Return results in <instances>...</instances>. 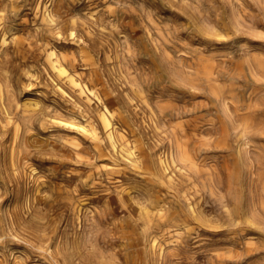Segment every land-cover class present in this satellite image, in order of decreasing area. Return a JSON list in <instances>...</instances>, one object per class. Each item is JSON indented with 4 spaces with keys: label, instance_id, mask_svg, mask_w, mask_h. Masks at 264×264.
<instances>
[{
    "label": "rangeland",
    "instance_id": "obj_1",
    "mask_svg": "<svg viewBox=\"0 0 264 264\" xmlns=\"http://www.w3.org/2000/svg\"><path fill=\"white\" fill-rule=\"evenodd\" d=\"M0 264H264V0H0Z\"/></svg>",
    "mask_w": 264,
    "mask_h": 264
}]
</instances>
